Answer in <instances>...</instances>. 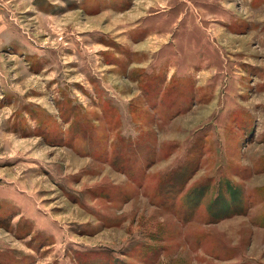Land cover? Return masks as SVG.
<instances>
[{
    "label": "rangeland",
    "instance_id": "374dc122",
    "mask_svg": "<svg viewBox=\"0 0 264 264\" xmlns=\"http://www.w3.org/2000/svg\"><path fill=\"white\" fill-rule=\"evenodd\" d=\"M0 264H264V0H0Z\"/></svg>",
    "mask_w": 264,
    "mask_h": 264
}]
</instances>
